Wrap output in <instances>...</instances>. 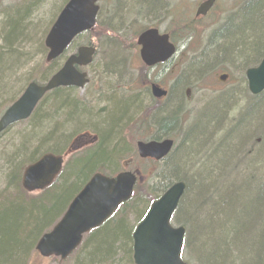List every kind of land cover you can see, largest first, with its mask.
<instances>
[{"label": "trees", "instance_id": "trees-1", "mask_svg": "<svg viewBox=\"0 0 264 264\" xmlns=\"http://www.w3.org/2000/svg\"><path fill=\"white\" fill-rule=\"evenodd\" d=\"M33 7V3H30L25 10H18L20 12L17 13L22 14L16 22L12 21L9 16L5 19L4 24H9V26H7V31L2 32L4 43L0 41V80L5 78L2 76H6V73H9L6 76L8 81L13 77L12 60H16L14 57L19 55L15 50L14 42L24 27H27L28 9L32 12ZM230 12L226 20L224 19L225 21L223 20L220 24L223 27L222 33L216 39L221 40V44L214 50L216 51L215 59L217 55L238 53L243 58V66L256 65L264 55V0H241ZM92 44L95 43L92 42ZM226 50L229 52L226 53ZM210 58L209 52H204L199 60L191 63L188 68H193L195 75L202 76L207 71V61ZM49 75L50 73L45 71L41 80L32 79V81L43 83ZM27 82L29 84L30 79ZM0 83L7 86V83L3 81ZM175 85H180V82ZM6 90L4 89L3 92ZM70 90V88H61L50 93L52 94L51 109L46 120L49 124V132L47 130V135L39 136L37 146L28 153V138L25 143L14 148L15 152L6 154L8 158L14 156V159L7 162L4 171L1 172L3 180L0 178L8 187L0 194V264H25L29 249L31 250L42 234L52 227L51 224L62 216L72 198L81 190L90 176L96 171L103 172L101 168L103 164L110 168L111 174L108 175L116 173L117 169L113 167L126 151V149L123 150L124 144L121 139H113L117 137L116 131L120 120L129 116L130 111L133 110L134 97L116 103L108 100V108L100 110L99 122L93 126V129L100 134L99 142L95 147H88L82 152L73 154L65 163L62 173L53 185L30 197L29 203L28 198L14 195L11 192L18 185L21 170L15 169V165L20 160L25 161L23 164L25 168L38 160L48 152L47 148L43 149V147L49 141L55 140L57 137L55 131L63 127L67 118L75 119L79 112L82 114L89 112L77 99L69 95ZM11 93L7 91V95H4L5 98L0 99V102L7 101ZM231 98V93L217 97V105L214 107L218 110L209 119L204 118L207 124L200 135L201 143L198 147H192L194 143L187 129L183 142L161 171H153L157 168L158 162L139 160V163L145 164V167L151 166V168L147 171L142 169L143 179L137 183L133 197L101 227L85 236L82 245L71 256L76 264H135L133 232L136 225L146 214L151 201L160 197L174 182L179 180L186 183V190L180 201L178 213L180 214L183 210L189 217H177L179 225H184L188 230L187 253L185 251L183 254L185 261L189 264H264V212L260 211L259 206L251 210L253 208L251 204L250 207L245 206V209L242 203H239L241 193H244L246 196L252 195L250 201L259 202V204L261 202L264 207V129L246 124L241 117L242 114L248 112L249 108L264 99V93L250 99L247 97L248 106L242 109L245 111L238 114L237 120L231 122L224 138L215 140L219 142L217 147H213L212 151L202 149L211 144L205 146L212 140L213 131L217 133L222 126L223 112L227 104L222 107L218 106V103L230 102ZM14 101L13 97L11 102ZM39 108L36 109L32 118L37 116ZM179 109V113H176ZM183 109L179 96L174 97L172 94L165 105L155 108L154 114L150 113L147 123L148 126L154 125L156 131L148 137L175 136L183 129L185 120ZM216 109L214 108L213 112ZM1 113L0 110V117ZM216 114L219 115L216 116ZM178 115L180 120L177 125ZM213 122L216 126L210 132ZM234 126L235 129L241 126L246 129L242 138L249 137L248 142H251V146L253 145L249 152L243 150L248 146V144L245 145V139L238 137L236 143L232 129ZM113 132L115 135L111 137ZM111 140L115 141V144H112ZM64 142L61 138V142L49 152L55 153L58 146ZM225 142L230 146L229 148L225 146ZM90 152L91 154L83 159ZM180 153L182 156L177 161L174 160ZM191 153L196 157L201 155L202 158L193 160ZM232 154L239 160L241 159L238 161L240 165L238 169L237 165L232 166L230 170ZM204 159L205 161L202 162ZM173 161L175 165H172ZM96 163L100 166L91 171ZM172 168L174 172L169 174ZM5 171L6 175L3 173ZM237 178L243 183L238 182ZM19 193L23 192L19 190ZM130 213L135 216L134 222L129 221ZM191 215L196 219H192ZM200 226L203 228L201 232H198ZM191 228L193 234H190ZM196 233H199L197 238L194 236Z\"/></svg>", "mask_w": 264, "mask_h": 264}, {"label": "rangeland", "instance_id": "rangeland-1", "mask_svg": "<svg viewBox=\"0 0 264 264\" xmlns=\"http://www.w3.org/2000/svg\"><path fill=\"white\" fill-rule=\"evenodd\" d=\"M66 1L67 0H0V41H2V44L4 43L2 40L3 33L7 31V26H9V24H4L6 17L9 16V18H12V21L16 22L22 14L17 13L20 12L18 10H25V7L30 5V3H33L34 5L32 12H30V9H28L29 16L27 27H24L22 33L16 37V42H14L15 50L19 55L16 53L18 57L15 56L14 58L16 60H12V64L14 65V71L12 70L14 73L13 77L10 81H8L6 76L9 75V73H6V76H2L5 78L0 80L3 81V83H7V86L0 83V99L5 98L4 95H7V91L12 92V95H10V98L7 101L3 100V104L0 108L2 113L12 104L11 101L13 100V97L16 100L21 95V93H23L26 86L28 85L27 81L29 79L30 81H32V79L39 81L41 78H43L42 75L45 71L50 73V77L58 70V68L61 67L67 56L73 53V51H75L78 46L93 42L98 49L93 63L84 68V70L89 74V84L86 85L84 89H71L69 91V95H71L74 99H77L89 112L86 111V114L79 112L75 119L67 118L68 120L66 119L63 127L55 131L57 136L55 140L49 141L43 147V149L47 148V153H50L49 150H53L52 148L56 147L57 143L61 142V138L65 142L61 146H58L59 148L55 152L56 155L62 154L69 144L74 140V138L83 132L88 131L100 135L97 131H95V129H93V126L97 125L99 122L98 114L100 113V110L107 106L109 101L111 103H116L121 100L134 97L135 104L133 106V110L130 111V117H123L120 120L118 125L119 130L117 129L116 131L117 137L113 139H121L126 149L122 155L123 157L118 159L117 164L113 168L117 169V172L122 171L124 168L127 170L145 169L147 171L149 168H151V166L148 167L147 165L145 167V164L139 163L137 155V142L140 140H146L148 135L153 134L156 131V127L154 125L148 126V118L150 117L151 110L153 113V110L156 106L161 107L165 105V103H157V101L152 99L149 92H147L145 89H142L144 86L142 81L145 80L146 83L153 81L154 76H156L157 79H160L163 86L171 88L170 96L172 94L174 97L176 95L179 96L181 104L184 108L182 113H185V120L183 129L173 136L175 140L173 152L164 162H159L156 166L157 168L153 171H161L165 164L169 162L170 158L173 157L174 153L183 142L187 129L191 133L192 142L194 143L192 147L195 148L200 145V135L206 128V119H209L212 114L216 113L218 110L216 107H214V105H217V97L222 94L231 93L232 98L230 99V102L226 101L218 103V106L222 107L227 104V107L224 108L223 112L224 116L222 119V126L217 133H215L216 131H213L214 134L212 140L210 142L206 141L207 143L205 146H207L209 143L211 144L208 145L209 148L206 147L207 149L202 148L203 151H208L210 149L212 151V149H214L213 147H217L219 142H215V140L224 138L229 130L227 129L229 128L228 126L233 120H237V116L240 111H242L244 107L248 106L247 104L249 101H247V95L245 94V86L247 85H245V72L253 65L243 66V58L238 53H232L231 55H217L218 57L215 59L216 51H214L216 47L221 44V40L216 39L218 35L222 33L223 29V27L219 25L224 19L226 20L228 11H232L241 0H220L208 17L199 21V23H195L196 25L194 35L192 36V39L189 40V42L191 41L193 44L191 45L190 49L188 51H186V49L179 50L176 56L167 62V64L158 66V68H155L154 70L147 69L143 66L140 57H138V52L136 51L137 48L134 47L130 49V45L133 46V44H136V35L126 34L125 32L119 31L112 33L110 31L106 16L109 15L110 17L112 11L107 9V4H104V9L101 11L98 26L100 31L83 34L74 42V44L62 57H60L55 63L48 64L46 62L47 50H44L45 37ZM197 1L198 0H194L195 3ZM116 23H120V21ZM213 39L216 40L212 42ZM112 50L119 53L120 58L118 61L116 58L115 60L111 58ZM204 52H209L211 56L210 60L207 61V72L202 76L195 75L193 68L189 69L188 67L191 63L193 64L194 62L198 61ZM228 52L229 51L226 50V53ZM221 74H227L229 76L226 82L219 80V75ZM174 77H182V83H180V85H175ZM187 88L191 90L188 94L186 93ZM4 89L7 90L3 92ZM51 99L52 94L47 95L46 98L39 104L38 108H40L35 118H32V116L26 121L17 123L0 135L1 179V172L4 171L5 165L7 162H10L12 159H14V156L12 158H8L6 155L7 153L15 152L14 148L25 143L28 138L29 148L27 151L30 153L39 143V136L43 137L44 135H47V130L49 132V124L46 120L48 119L47 114L51 109ZM214 108L216 109L215 112H213ZM243 111H245V109ZM263 112L264 99L262 101L260 100V102L254 107L249 108L248 112L242 114L241 117L246 124H252L253 127L255 126L263 130ZM144 114L145 118L143 116ZM218 115L219 114H216V116ZM214 116L215 115H213V117ZM78 123H80V125H78ZM215 126L216 123L213 122L209 131L212 132V129L215 128ZM232 129L237 143L238 137L242 138V136L246 133V129L243 126L237 127L236 129L234 126ZM29 133L32 134L28 135ZM242 139L244 140L245 137ZM244 141L246 142L245 145L248 144V146H245L246 148L243 150L245 152H249L253 145L251 146V142H248L250 141L249 137ZM114 142L111 140L112 144H115ZM96 145L90 147H95ZM225 146H227V148L230 147L227 142H225ZM85 149L79 152H82ZM91 152L86 154L83 159L88 157ZM243 154L244 153H242V155ZM181 156V153L177 154L174 160L177 161V159ZM191 157L193 160L202 158L201 155L196 157V155L192 153ZM231 157L232 158H230V160L232 159V161L230 170L232 169V166H237L239 164L238 161L241 160H239L238 157L233 156V154ZM203 161H205V159L202 160V162ZM24 163L25 161L21 162L20 160V162L15 165V169H21L18 185L15 188L23 192L19 193V196L28 198L27 202L29 203L30 197H33L39 192L30 193L23 189L21 185V176L23 173ZM172 165H175V161L172 162ZM256 165L257 163L255 166ZM99 166L100 164L96 163V165L91 168V171L97 169ZM104 166L105 165L103 164L101 168L104 171L110 173V168L108 166ZM238 167H240V165L237 166V169ZM6 171L3 172L5 175ZM173 172L174 169L172 168L169 174H172ZM146 174L149 175L150 173L146 172ZM2 180H0V194L4 189L8 188ZM251 198L252 195L246 196L244 193H241V199L239 203H242L244 208L245 206L247 208V206L250 207L252 205L253 208L251 210L258 208L259 206L260 211L264 212L262 203L260 202L259 204V202L250 201ZM178 212L179 210L176 212V214H178ZM196 212L197 211L195 210V213ZM178 216L181 218H189L185 215L183 210ZM191 217L192 219L194 218L192 215ZM134 219L135 216L130 213L129 221L134 222ZM173 223L175 225H179V223H175L174 220ZM53 224L54 223H52L51 226ZM202 228V226L198 227V232H201ZM190 234H193L192 228ZM198 235L199 233L194 234L195 238H197ZM187 240L188 236L186 233V242ZM35 245L36 242L32 249H29L25 258V264H76L72 258L64 262H59L58 259L41 258L36 253ZM183 252L187 253L186 243L184 245Z\"/></svg>", "mask_w": 264, "mask_h": 264}, {"label": "water", "instance_id": "water-1", "mask_svg": "<svg viewBox=\"0 0 264 264\" xmlns=\"http://www.w3.org/2000/svg\"><path fill=\"white\" fill-rule=\"evenodd\" d=\"M98 1L67 2L45 39V45L49 49L47 62L59 57L79 34L93 29L99 10ZM215 1H204L199 6L197 15H205ZM138 43L142 45L141 58L148 66L165 62L175 53V47L168 37L158 35L157 30L146 31L139 37ZM95 51L93 46H81L46 84L30 83L21 97L0 118V133L11 124L28 119L47 92L61 86L83 88L89 79L87 73L80 72L76 65L90 64ZM246 76L252 94L256 95L264 90V57L257 67L247 70ZM226 77L221 76V79ZM152 92L156 97L167 95V91L155 85L152 86ZM77 142L78 140H74L62 155L47 153L26 167L22 177L23 187L34 192L52 184L67 157L78 148ZM173 143L171 139L139 141L137 148L141 158L160 160L169 154ZM136 181L137 174L130 171L121 172L114 177L94 174L73 198L58 223L39 239L36 244L39 254L45 258L55 256L66 260L81 245L85 234L102 226L121 204L131 199ZM185 188L184 181L173 184L152 203L137 225L133 233L135 264H188L181 257L186 229L174 227L170 222Z\"/></svg>", "mask_w": 264, "mask_h": 264}, {"label": "flooded vegetation", "instance_id": "flooded-vegetation-1", "mask_svg": "<svg viewBox=\"0 0 264 264\" xmlns=\"http://www.w3.org/2000/svg\"><path fill=\"white\" fill-rule=\"evenodd\" d=\"M203 1L204 0H198L195 3L194 0H101L98 3L99 13L97 17V26L93 31H100L98 26L101 11L104 9V4H107V9L112 11L110 17L109 15L106 16L110 31L112 33L115 31L125 32L126 34H134L137 36L136 44H133V46L130 45V49L134 47L137 48L136 51L138 52V57H140L141 63L145 67L140 56L142 45L138 43L139 37L148 30H157L158 35H166L169 38V42L176 47L177 53L179 50L184 49L188 51L191 45H193L189 40H191L194 35L195 23H199V21L208 17L216 6L218 0L206 15H197V10ZM118 21H120V23H116ZM97 50L98 49L96 48V52ZM165 64H167V62L164 64H157L150 69L154 70L155 68L157 69L158 66ZM181 80L182 77H174L175 84L179 82L181 83ZM142 84L144 85L142 89L149 92L151 97L153 95L152 85L168 90L167 97H154V100L157 102L166 103L169 99L171 88L163 86L160 79H157L156 76H154L153 81L146 83L144 80L142 81ZM68 88L77 89L75 87ZM57 89H61V87L56 88L55 90ZM190 91V89H186L187 94ZM93 142H95V140H86L83 137L77 142V147L83 148L84 146L96 145L98 143L95 142L93 144ZM89 143L91 144L87 145Z\"/></svg>", "mask_w": 264, "mask_h": 264}, {"label": "bare ground", "instance_id": "bare-ground-1", "mask_svg": "<svg viewBox=\"0 0 264 264\" xmlns=\"http://www.w3.org/2000/svg\"><path fill=\"white\" fill-rule=\"evenodd\" d=\"M122 45H123V43H122ZM263 56V55H262ZM111 58L112 59H114L115 60V58L117 59V61L119 60V58H120V55H119V53L117 52V51H114V50H112L111 51ZM113 60V61H114ZM207 72V71H206ZM193 73V72H192ZM189 75H191V74H189ZM3 104V102H0V108H1V105ZM104 108H108V105L107 106H105ZM103 108V109H104ZM179 111H180V109L176 112V113H179ZM240 113H241V111H240ZM154 114V113H153ZM48 115V114H47ZM144 116V118H145V114L143 115ZM176 120H177V125H178V123H179V120H180V116L178 115V117L176 118ZM86 133H88V134H86ZM115 135V132H113L112 134H111V137H113ZM100 135H98V134H95V133H91V132H85V136H84V139H92L93 141L95 140V142H99V140H100V137H99ZM95 142H93V144L95 143ZM120 143H121V141H120ZM120 143H118V144H120ZM91 143H89V144H87V145H90ZM125 149V147H124V145H123V150ZM238 180V182H240V183H243V181H241V180H239V178H237ZM12 193H14V195H19V190L17 191L16 190V188H13L12 189V191H11Z\"/></svg>", "mask_w": 264, "mask_h": 264}]
</instances>
